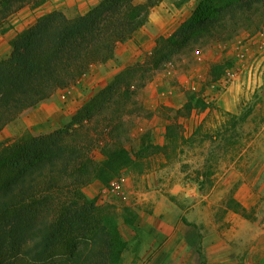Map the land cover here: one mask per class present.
Instances as JSON below:
<instances>
[{
  "label": "trees",
  "instance_id": "obj_1",
  "mask_svg": "<svg viewBox=\"0 0 264 264\" xmlns=\"http://www.w3.org/2000/svg\"><path fill=\"white\" fill-rule=\"evenodd\" d=\"M44 1L0 0V32L11 27L9 19L20 9ZM161 1L100 0L74 17L52 10L18 32L9 56L0 60V131L57 90L76 84L93 65L112 59L116 45L130 39ZM263 25L264 0H200L170 35L156 38L143 61L117 72L63 127L0 143V264H122L127 242L114 212L97 197L88 198L83 188L94 180L107 185L161 150L148 132L137 149L125 142L124 117L139 107V91L171 59ZM193 98L185 107L190 109ZM99 126L92 142L91 132ZM174 136L168 124L165 137ZM94 143L100 160L90 154ZM232 201L236 211H244ZM124 210L132 216L125 214V222L133 226L137 215Z\"/></svg>",
  "mask_w": 264,
  "mask_h": 264
},
{
  "label": "rangeland",
  "instance_id": "obj_2",
  "mask_svg": "<svg viewBox=\"0 0 264 264\" xmlns=\"http://www.w3.org/2000/svg\"><path fill=\"white\" fill-rule=\"evenodd\" d=\"M199 1H193L192 11ZM181 2L170 0L169 7ZM13 20L14 16L8 23ZM261 32L264 25L187 51L167 62L139 91V107L124 117L125 142L137 149L140 137L148 132L161 150L123 169L115 192L110 191L114 180L107 185L94 180L83 188L88 198L97 197L98 204L109 205L114 212L127 242L122 264H264ZM236 46L248 48L244 68L232 83L220 86L219 80L238 60ZM116 65L120 62L96 65L75 85L24 111L0 131V143L9 145L22 136L63 127L108 83L115 74L108 72ZM191 96L189 109L185 104ZM168 124L175 134L169 140ZM99 129L92 130V142ZM90 154L100 160V146L94 143ZM232 200L244 211L239 207L236 211ZM125 207L137 215L133 226L124 220L125 214L132 217Z\"/></svg>",
  "mask_w": 264,
  "mask_h": 264
},
{
  "label": "crops",
  "instance_id": "obj_3",
  "mask_svg": "<svg viewBox=\"0 0 264 264\" xmlns=\"http://www.w3.org/2000/svg\"><path fill=\"white\" fill-rule=\"evenodd\" d=\"M99 1L100 0H45L37 7L32 8L30 6H26L20 9L13 15L14 20L13 22H10L11 27L6 32H0V60L4 59L2 57H4L7 53L10 54V40L18 32L34 24L37 18L41 15L52 10H61L67 17H74L84 14ZM169 1L170 0H162L159 4L151 8L146 23L141 28L136 30L130 39L116 45L115 54L112 59L105 63L95 64L92 67L96 65L109 64L111 60L116 61V63L120 62V65H116L117 67L114 66V68L110 69L108 72V76H111V74H116L118 69H123L124 67L140 60L141 56H145L146 54L150 53L155 46L157 37L170 35L182 21L189 17L192 12V3L194 0H188L174 8L169 7ZM119 48L123 49L124 52H118ZM114 75H112V77ZM112 77H110L109 81ZM105 85H103V87ZM60 90L63 89H59L55 93ZM55 93L51 97H53ZM94 184L96 185L97 183L94 182Z\"/></svg>",
  "mask_w": 264,
  "mask_h": 264
},
{
  "label": "built area",
  "instance_id": "obj_4",
  "mask_svg": "<svg viewBox=\"0 0 264 264\" xmlns=\"http://www.w3.org/2000/svg\"><path fill=\"white\" fill-rule=\"evenodd\" d=\"M258 35H259V37H262V36H264V32H261ZM236 47L239 48L237 50L238 51V53H237L238 60L236 61L234 66L230 70H228L223 75V77L219 80L218 83L220 84V86L225 87V86L229 85L230 83H232L237 78V76L241 72V70L244 68L243 67V61H244V58L246 57V53H247L248 48L246 46H242V47L236 46ZM168 63L171 64L172 62H168ZM120 184L121 183L118 179H114V181L111 184L110 191L111 192L117 191L120 188Z\"/></svg>",
  "mask_w": 264,
  "mask_h": 264
}]
</instances>
